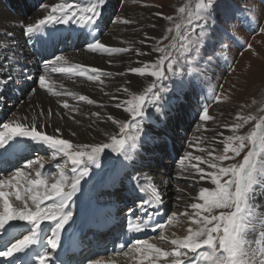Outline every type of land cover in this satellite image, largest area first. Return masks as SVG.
<instances>
[{
    "label": "snow or ice",
    "instance_id": "snow-or-ice-1",
    "mask_svg": "<svg viewBox=\"0 0 264 264\" xmlns=\"http://www.w3.org/2000/svg\"><path fill=\"white\" fill-rule=\"evenodd\" d=\"M108 2L84 0L83 3H70L61 0L59 3H40L38 7L43 12L42 16L27 24L19 22L29 43L39 41L42 47L68 40L69 36L57 26L69 25L67 31L75 33L81 42L87 41L85 50L92 53L111 57L134 50L138 57L157 55L154 59L137 61L141 66L129 65L116 73L117 76L133 73L139 77H151L142 91H130L131 87H140V81L135 85L125 81L112 93H104L116 101L115 108L122 109L127 118L118 119L107 112L91 113L95 117L93 124L105 121L118 128V132L109 135L107 142L74 144L60 135L62 128L59 125L50 123L54 114L52 109L45 113L39 104L33 107L31 101L28 102V114L21 117L13 113L9 119L0 122V258H5L0 260V264H56L57 260L59 264H66L59 256V250L66 247L63 234L75 222L73 205L76 197L85 193L84 184L91 179L94 169L104 167L102 159L106 161L109 152L120 159L121 168L131 167L134 173L128 175L127 189L132 206L120 217L119 223L121 237L126 236L127 239L122 244H114L110 252L124 256L135 253L137 264H264V203L259 199L264 195V115L245 117L237 112L236 123L223 125L231 135L221 132L211 138L201 136L197 142L188 144L193 151L185 152L177 161L180 169L177 178L188 175L194 182L208 181L210 186L200 187L194 202L186 205L192 209L191 214L187 211L181 213L190 221L182 237L168 241L164 235L165 228L177 219V213L173 212L166 221H160L158 214L164 207L165 194L150 175L148 183L143 184L141 175L145 165L136 167L137 161L144 158L145 145L154 139L148 134L146 124L151 123L154 116L166 121L176 101L183 99L194 80L218 65L221 57L227 60L228 42H239L238 24L252 23L253 31L259 28L264 34V26L260 24L264 0H258L254 5V21L245 15L251 8H239L232 0H196L194 9L186 3L177 9L179 22L175 23L174 29L168 28L160 39L152 38L155 44L150 52L139 47H113L98 38ZM155 15L167 21L174 19L173 16H163L161 12ZM112 22L133 23L121 16ZM171 32L175 34L169 42L162 43V40H168L167 33ZM4 35L11 37L13 34ZM144 37L139 41L141 45L147 42V32ZM5 47H8L6 43L0 41V49ZM251 47L249 44L248 48ZM22 55L15 41L8 51L0 50V90L10 82L20 84L23 73V79L34 81L39 89L51 95L71 97L74 101L94 105L98 102L87 95L55 90L56 82L51 80V74H61L69 79L79 76L98 85L105 83L103 77L113 76L112 72L98 67L71 63L68 57L59 54L40 62L42 74L37 79L21 67L19 57ZM59 87L64 88L63 84ZM100 90L104 91L103 88ZM36 91V88L31 89L29 95ZM121 93L126 98L118 95ZM173 96L175 99H171ZM209 99L223 102L214 89L209 90ZM3 102L4 98L0 96V103ZM56 103L68 113L78 112V108L66 98L57 99ZM106 106L99 104L100 108ZM149 108L153 109L152 116L148 114ZM55 115L61 116V113L56 111ZM199 120L202 122L199 128L208 131L207 122L214 117L209 115L207 104L202 106ZM250 121L253 127L246 134H238ZM49 127L51 133L48 132ZM202 142H207L208 147H200ZM220 145L222 151L219 150ZM34 146H42L49 151L50 161L56 162L58 158L63 161L54 163L58 170L53 175L54 182L49 183L44 178L47 173L42 161L25 159V154L30 153ZM241 155L242 159L237 162L224 163ZM21 160H24L22 166ZM37 163L40 167L33 177L31 170ZM145 193H149L147 198ZM137 194H140L139 199ZM181 199L179 195L176 197L175 206H179ZM216 210H220L218 214ZM149 228L153 232L159 231V239L168 241L171 247L165 249L147 240L132 239L133 235L144 233ZM78 264L101 262L82 257Z\"/></svg>",
    "mask_w": 264,
    "mask_h": 264
},
{
    "label": "rangeland",
    "instance_id": "rangeland-1",
    "mask_svg": "<svg viewBox=\"0 0 264 264\" xmlns=\"http://www.w3.org/2000/svg\"><path fill=\"white\" fill-rule=\"evenodd\" d=\"M7 1L12 2L10 0ZM49 1L50 3L61 2V0H20L19 3H17L18 5L15 6V9L20 7L21 12H23L28 18H32L31 16L33 14L39 12V4L47 3ZM68 2L83 3L84 0H68ZM232 2L239 8H251L252 10L246 12L245 15L249 17L250 21L255 20L256 10L254 5L258 3V0H232ZM2 3L4 4V1H2ZM186 3L191 4L192 8L194 9L196 0H109L107 8L104 12V21L102 22L104 29L101 30L100 34H105L109 26L113 23L112 21L117 17V13L120 12L122 8H133L131 12H124V15L129 16L130 14L128 15V13H133L130 17L134 19L133 23L135 24H124L117 22V25H119V30L122 33H125V35H128L131 32L136 33L134 34L135 36L124 37L122 41H119L121 47L131 46L134 49L135 45L133 43L138 40L136 38L138 37V34H140L142 31L144 32V25L147 22L146 20L152 18V15L156 14L157 12H161L163 16L174 17L173 21H167L162 17H158L160 29L154 38L160 39L161 37L165 36L166 30L168 28L174 29L175 23L179 22L177 19V17L179 16L177 9ZM34 9L36 10V12H34ZM242 20L243 18L241 17V21ZM29 21L30 20H27V23ZM260 24L261 26H264V10H262L260 14ZM131 25L133 28L131 27ZM253 27L254 24L252 23L242 22L238 24L236 31L237 36L239 37V42H228L230 44V48L226 53L227 60L221 57L218 65L212 66L208 70L206 75L201 76L197 80H194L193 86L185 93L183 99L176 101L174 107L168 113V119L166 121L163 120L160 116H154L152 117V122L146 124L148 134L152 133V129H155L162 134L160 133L161 135H158V140L153 144L155 152L152 154H146L144 151L142 154L144 158L137 161L136 167H139L141 164L145 165L141 175L142 183L145 185L148 183V176L150 175L151 177H153L151 174L152 172H156L155 169H158V173L165 174L169 179V184L167 187V190L169 192L167 193V197H164V207L160 209V213L158 214L159 219L161 220V222H163L166 221L173 212L177 213V219L173 221L172 224H169L164 230V235L168 237V241L177 236L182 237L186 234V230L189 226L190 221L188 220L187 216L181 215V213L185 211H187L189 214L192 213V209L186 208V205L194 202L193 198L198 196L199 188L203 186L202 184H200V182H194L192 177L188 175H183L181 178H177V173L180 171L177 165V161L181 156H183V153L186 149L188 152L193 151V149H189L188 143L197 142L198 137L207 136L211 138L213 136H217V134L221 132H223L224 135H231V131L224 128L223 125H232L236 123L237 121L235 119V116L237 112L245 117L250 114L253 116L264 115V34L260 33L259 28H256L253 31ZM127 29H129L130 31H127ZM174 34V32L167 33L168 40H162V43H168L171 39V36ZM66 36H69L68 40L64 41L63 43L57 44V52L59 51L60 54L61 52H63V49H67L69 47H84V44L87 42H81V40L77 38L74 40L70 33H67ZM154 44L155 41L153 40L152 47L154 46ZM249 44L252 45L251 48H248ZM57 52L55 55H59L57 54ZM34 53H36V50L31 51L28 58H32L33 60L39 59L40 56H42L41 53H37V55L34 56ZM132 53L135 54V51L133 50L129 53L122 54L123 56L120 54L118 55L123 58L124 56L128 57V55H131ZM97 54L101 55L99 53ZM155 55L157 54L154 53L148 60L154 59ZM102 56L110 57L107 54H104ZM115 56H111L110 58L113 59ZM24 60L28 61V59ZM37 65L40 66V63L37 62ZM119 72H121V70H119ZM53 74L56 75L55 73ZM65 77L66 76L63 75L62 77L57 76V78ZM76 77L77 76H74L72 78L75 79ZM117 77L118 79H120L122 76ZM103 78L110 79V77ZM66 79H68V77H66ZM150 81L151 77L145 78V81H143L140 87L132 88L131 91H142L143 87H145ZM22 85L27 86L29 89V87L33 88L35 83L32 81H27L25 84H21V86ZM105 85H107V82H105L101 86L104 87ZM210 89H214L215 93L221 97V100L223 102L216 103L213 99H209ZM171 99H175V97L173 96L171 97ZM95 100L99 99L95 98ZM74 102L75 103L73 104L78 103L76 101ZM97 102L98 104L92 105L91 109H96L97 107L96 110L99 111V104L101 102ZM205 104L209 106V115L214 117V120L207 122L208 131H204L203 129L199 128V125L202 123L199 120V113L202 110V106ZM86 106L90 107V105L87 103ZM152 112L153 109L149 108V116H152ZM0 122H2L1 118ZM76 125L79 124L76 123ZM167 127L172 132V135ZM252 127L253 122L250 121L244 126V128L239 130L238 134H246ZM112 131L108 132L107 135L104 134L102 136L103 142L108 141L110 134L118 132V128L114 126V130ZM168 136L170 137V139ZM73 143L76 144L83 142L77 141ZM199 146L202 148H207L208 143L202 142ZM40 149L44 148L40 146ZM219 150L222 151V145L219 146ZM34 152L36 153H29V156L25 159H39L40 161H42L46 165V176L49 175L47 169L53 168L55 173L58 171L54 167V162L50 161L49 159L51 155L49 151L44 149V152H38L35 150ZM194 154L206 153L194 152ZM242 155L241 157L236 158V160L227 161L224 163L227 164L237 162L239 159H242ZM23 163L24 160H21L20 165L22 166ZM55 163H63V161H60L58 158ZM102 164H104V167L99 170L94 169L91 175V179L84 184L85 193L83 195L79 194L85 200V204H83L82 207H87L88 203H91L94 200L90 191L91 183L100 178L103 180L109 179V185L111 186V188L106 187V189L102 190L98 194V196L109 198L113 196V201L116 205L118 204L119 207L118 217H122L128 211V208L132 206L131 202L128 200L127 189L128 175H134V173L132 172L131 167H120V159L117 158L115 153L109 152L106 161L102 159ZM35 166L40 167V164L37 163L33 167ZM167 166H169V168H172L173 173H169V169L167 168ZM166 168L168 171H166ZM32 176H35V172H32ZM48 181L49 183H52L54 182V179L50 178ZM161 185L162 184H158L160 190L163 191ZM209 185L210 183L204 187H209ZM145 194L147 196L149 195V193ZM178 195L181 196L182 199L181 201H179V206H175L177 205L176 197ZM139 196L140 195L137 194V199H139ZM107 202L112 203V201L110 200ZM219 211L220 210H216V214H218ZM145 219H147V217H145ZM258 232L259 229H257L256 235H258ZM159 236V231H149L146 239L150 243L156 244L158 247L165 249L170 248V243L168 241H161L159 239ZM128 242L130 243L131 241ZM102 248L103 247H100V249ZM96 249L94 250L97 254L98 250ZM109 250L106 253L104 252L100 253L99 255H95L94 258L96 256L102 257L110 255ZM133 255H135V253H132V256Z\"/></svg>",
    "mask_w": 264,
    "mask_h": 264
},
{
    "label": "bare ground",
    "instance_id": "bare-ground-1",
    "mask_svg": "<svg viewBox=\"0 0 264 264\" xmlns=\"http://www.w3.org/2000/svg\"><path fill=\"white\" fill-rule=\"evenodd\" d=\"M2 1H4L6 7L4 6ZM10 1L12 2H9L7 0H0V41L5 42L8 47L11 46L12 41H15L17 49L23 53L22 57H19L21 67L25 69L29 75H32L33 77L38 79V76L42 74V71L40 70V66L37 65V62L40 63V59L32 60V58L30 59L28 58V56L30 55L32 49H36L39 52L41 51L43 52V50L44 51L47 50L46 53L45 52L44 53L50 54L52 53V46L42 47L39 41H33L32 43H29V41L26 39L24 35L23 28L20 26L19 22L22 21L25 24H27V20L34 22L36 18H39L40 16L43 15V12L41 10H39V12H36V10L34 9L35 11L34 10L33 11L36 12L35 13L36 15L33 14L31 16L32 18H28L23 12L20 11L21 9L20 7L15 9L16 8L15 6L18 5L17 3H19L20 0H10ZM47 3L50 4V1ZM132 9L133 8L124 7L121 9L120 12L117 13V16L120 15L122 17H125L133 21L134 19L130 17L131 14L133 13H128V15L130 14L129 16L124 15V12L125 13L127 11L131 12ZM158 20L159 18L155 14L152 15V18L146 20L147 22L144 25L145 28L144 32L142 31L140 34H138V37H136L138 40L133 43L135 45V48L139 47L142 51L145 52L151 51L152 43H153L152 38L156 36L157 32L160 29ZM117 24L118 23H112L111 25L109 24L110 25V26L108 25L109 28L107 29L105 34L102 35L100 33L101 30L104 29V26L103 24H101V29L99 30L98 38L100 37L99 39L107 45L114 47H121L119 41H122L124 37L135 36L134 34L136 33L134 32L125 35V33H122L119 30V25ZM134 24L135 23H133V25ZM152 24H155L156 27L155 28L151 27ZM57 28L62 30L64 35L70 33L69 31H67L70 28L69 25H60L57 26ZM127 31L130 30L127 29ZM145 32L148 33L147 42L141 45L139 41L141 39H145L144 37ZM5 33H12L13 35L11 37H8L4 35ZM71 35H73V37L76 36L75 33H71ZM8 47H5L0 50L8 51ZM50 48L51 50H49ZM56 52H57L56 50H53V53ZM57 54H60L59 51L57 52ZM61 54L68 57L71 63H80L85 65H90L91 67H98L105 71L112 72L113 76L110 77V79L102 78L107 80L105 81L107 82V85L103 87L101 85H98L97 82L88 81L86 78L81 77L80 79L79 76H77L75 79L73 78L66 79V77L57 78V76L62 77L61 74H56V75L51 74V80L56 82L54 85L55 90L72 91L75 93L87 95L89 96V98L94 100L95 98H97L99 100L96 101H100L101 102L100 104L107 105L104 108H100L99 112H101L102 114L104 112L110 113L118 119L127 118V114L123 113L122 109L115 108L114 105L116 101L112 100L110 96H106L104 93L105 92L112 93L115 88L120 87L122 84H124L125 81L130 82L132 85H135L137 81H140L142 85L143 81H145V78L139 77L137 74L128 73L127 75L122 76L120 79H118L116 73H118L119 70H121V72L124 71L125 68H127L129 65L134 67L141 66L140 64L137 63V61L148 60L150 58L149 56L138 57L136 53L135 54L132 53L131 55H128V57L124 56L123 58H121L119 55H117L113 59H111L108 56H102V55H98L97 53H92L90 51H87L85 50V47H76V48L69 47L67 49H63V52H61ZM24 59H28V61H25ZM43 59H51V57L48 56ZM27 81L28 80L23 79V73H21L20 84L17 85L14 82H10L6 85V87L0 90V96L4 98V102L0 103V118L2 121L9 119L13 113L18 114V116L21 117L24 116L25 114H28L29 113L28 102L31 101V105L33 107L39 104L44 109L45 113H47L48 109L51 108L54 114L51 117L50 123L59 125L62 128V132L60 133V135L63 138L70 139L72 142L79 141L83 143H100L103 142L102 136L104 134L114 130L115 125H112L111 122L96 121L95 124H93L95 117H91V113L97 112L96 110L97 107L96 109H91L92 105L88 107L86 106V102H78L76 104H73L75 102L71 97H57L51 95L46 90L39 89L38 84L35 83L34 81H32L35 83L33 88H36L37 91L34 95L30 96L29 92L33 88L29 87L28 89L27 86H23V85L21 86V84H25ZM60 84H63L64 86L63 89L59 87ZM101 88L104 89L103 92L100 90ZM132 88H137V87L135 86L131 87L130 91ZM118 95H120L122 99L126 98L125 95L122 93ZM63 98L68 99L70 104L78 108V112L68 113V110H64L62 107L57 105L56 103L57 99H63ZM22 101L24 102L23 104H21ZM36 111L38 112L39 109H36ZM56 111H59L61 113V116L55 115ZM72 116H74V119L71 118ZM76 123H78L79 125H76ZM90 125L92 126L90 127ZM51 131L52 129L51 127H49L48 132L51 133ZM73 132L76 133L75 136L72 135ZM160 133L161 132L152 129V133L150 134L154 139L153 142L145 145L144 151L146 154H152L155 152V149L153 148L154 147L153 144L158 140V135L162 134ZM34 150L38 152L40 151L44 152V149H40V146H34L30 153H36L34 152ZM185 151H187V149ZM28 156L29 153L25 154V158H27ZM38 168L39 167L37 166L33 167L32 172H35V170ZM167 168L169 169L170 174L173 173L171 167L169 168V166H167ZM167 168L166 171H168ZM51 169L53 168L47 169L49 175L44 178H47L48 180L50 178H53L55 172L54 169L53 170ZM155 171L156 172L154 173L152 172L151 174L155 179L154 182L157 185L162 184L161 185V188L163 189L162 192L164 194L166 193L164 197H167V193L169 192L167 190L169 179L165 174L158 173L157 172L158 169H155ZM109 182H110L109 179L103 180L100 178L94 181L93 183H91L90 191L94 200L91 203L89 202L87 207L86 206L82 207L83 204H85V200L79 194L77 195L76 203L73 205V209L75 211V222L72 224L70 228H68L67 232L63 234V244L66 247H62L59 250V256L66 261V264H78L77 262L82 257H90L92 259L99 260L101 264H137L138 257L136 256V254L132 256V253H130L128 256H124L123 254L116 255L111 252V254L108 256H102V257L96 256L94 258L95 255H99L98 254L99 252L96 254L94 249L97 248L96 250L100 251L101 250L100 244L102 243V241L104 240H107L108 242L110 241L107 235L110 236L109 238H113L117 234H119L121 237V233H119L120 217H118V212H119L118 204L116 205L115 202L113 201V196L111 198L98 196V194L102 190H105L106 187L111 188ZM199 182L200 184L203 185L202 187L207 186V184H209L208 181H199ZM144 197L147 198L148 196L144 194ZM259 199L261 203H264L263 195H261ZM109 200L112 201V203L107 202ZM149 231H152V229L149 228L144 233L135 234L132 236V239H140V240L146 239ZM69 234H71V236ZM119 235H117V238L119 239L115 243L117 245L124 243V240L127 239L126 236L120 238ZM56 264H59L58 260L56 261Z\"/></svg>",
    "mask_w": 264,
    "mask_h": 264
}]
</instances>
